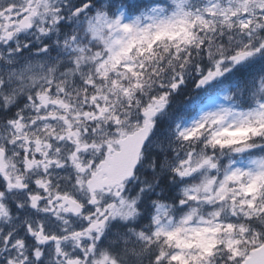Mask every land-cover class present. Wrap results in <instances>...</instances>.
Wrapping results in <instances>:
<instances>
[{"label": "snow or ice", "instance_id": "obj_1", "mask_svg": "<svg viewBox=\"0 0 264 264\" xmlns=\"http://www.w3.org/2000/svg\"><path fill=\"white\" fill-rule=\"evenodd\" d=\"M0 264H264V0H0Z\"/></svg>", "mask_w": 264, "mask_h": 264}]
</instances>
